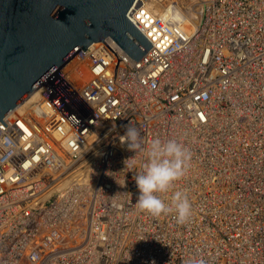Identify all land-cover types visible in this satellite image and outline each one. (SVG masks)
Returning <instances> with one entry per match:
<instances>
[{
	"label": "built area",
	"instance_id": "obj_1",
	"mask_svg": "<svg viewBox=\"0 0 264 264\" xmlns=\"http://www.w3.org/2000/svg\"><path fill=\"white\" fill-rule=\"evenodd\" d=\"M166 9L182 22L162 24ZM126 16L152 46L137 62L106 37L115 55L76 52L0 122L15 142L0 149V264H264V0H134ZM157 137L191 154L157 194L187 195L183 223L135 204Z\"/></svg>",
	"mask_w": 264,
	"mask_h": 264
},
{
	"label": "water",
	"instance_id": "obj_2",
	"mask_svg": "<svg viewBox=\"0 0 264 264\" xmlns=\"http://www.w3.org/2000/svg\"><path fill=\"white\" fill-rule=\"evenodd\" d=\"M133 2L0 0V122L76 52L106 37L137 62L152 46L126 16Z\"/></svg>",
	"mask_w": 264,
	"mask_h": 264
},
{
	"label": "clouds",
	"instance_id": "obj_3",
	"mask_svg": "<svg viewBox=\"0 0 264 264\" xmlns=\"http://www.w3.org/2000/svg\"><path fill=\"white\" fill-rule=\"evenodd\" d=\"M182 19L178 10L172 12L168 9L160 17L162 24L169 20L182 22ZM121 138L128 150L144 151L143 137L137 127L127 125ZM0 149L11 153L15 149V142L10 136L0 134ZM147 156L142 171L134 179L139 192L135 204L153 215L175 211L177 222L183 223L191 214V204L187 195L180 190L174 191L169 206L157 194L168 191L173 182L184 174L190 161L189 150L175 139L162 141L157 137L151 140L147 148ZM186 264H206V262L202 258H193Z\"/></svg>",
	"mask_w": 264,
	"mask_h": 264
},
{
	"label": "bare ground",
	"instance_id": "obj_4",
	"mask_svg": "<svg viewBox=\"0 0 264 264\" xmlns=\"http://www.w3.org/2000/svg\"><path fill=\"white\" fill-rule=\"evenodd\" d=\"M33 95H36V91H35V93L34 92H32L25 100H23V102L24 101H28ZM34 97V96H33ZM23 102H21L18 106H20ZM17 106V107H18Z\"/></svg>",
	"mask_w": 264,
	"mask_h": 264
}]
</instances>
